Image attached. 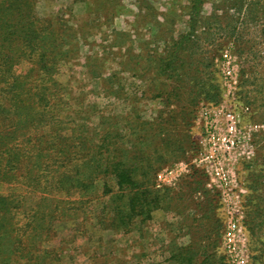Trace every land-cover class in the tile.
Masks as SVG:
<instances>
[{"label":"rangeland","instance_id":"1","mask_svg":"<svg viewBox=\"0 0 264 264\" xmlns=\"http://www.w3.org/2000/svg\"><path fill=\"white\" fill-rule=\"evenodd\" d=\"M33 1L67 36L66 57L48 83L56 99L46 113L66 121V136L72 123H85L92 142L75 162L89 172L92 158L125 166L137 161L147 174L141 190L158 193L156 208L136 205L142 215L128 218L125 231L99 223L109 216L100 199L85 197L72 209L65 206L78 201L76 189L51 193L45 204L49 198L65 203L43 245L61 246V264H264V0H204L195 22L190 0ZM184 34L190 43L178 53L191 64L181 77L165 60ZM29 66L24 59L16 71ZM197 81L215 85L218 100H205ZM228 114L237 119V135L222 186L199 159L208 149L205 129L224 133ZM156 168L155 183L160 174L170 184L152 185ZM10 191L20 189L0 182V194ZM121 194L125 203L118 196L117 204L125 205L114 215L139 202L129 190ZM41 195L30 194L27 205Z\"/></svg>","mask_w":264,"mask_h":264},{"label":"trees","instance_id":"2","mask_svg":"<svg viewBox=\"0 0 264 264\" xmlns=\"http://www.w3.org/2000/svg\"><path fill=\"white\" fill-rule=\"evenodd\" d=\"M203 2L190 0L193 22ZM59 25L49 17L40 16L33 0H0V182L20 189V192L0 194V264H61V246L43 245L52 239L53 222L63 212L65 203L49 198L51 204H45L51 193L69 195L70 189H76L78 201L65 206L73 204L72 209H80L85 197L100 199L102 210L109 216L107 220L100 217L99 223L104 228L119 227L123 231L130 224L128 218L142 215L136 205L142 210L157 207L158 193L141 190L146 173L137 161L125 166L111 157L104 164L92 158L94 166L87 172L82 164L75 162L79 153L83 155L87 141H91L85 136L88 132L85 123L79 120L72 123L70 135L66 136L62 131L66 121L48 119L47 108L51 99H56L48 83L58 62L68 52L67 36L59 31ZM188 39L189 35H182L171 57L165 60V65L181 77L188 72L183 68L191 63L183 60L178 49L184 51L190 43ZM24 59L30 66L26 72L19 73L16 67ZM204 84L197 81V89L204 92L205 100L216 102L219 96L216 86L207 83L204 87ZM115 133L116 130L106 132L110 137ZM68 165L72 170L65 169ZM156 171L157 168L150 179L153 186H156ZM140 174L143 179L139 180ZM125 190L133 194L130 199L137 198L139 202L128 212L124 207L117 208L114 215L116 206L125 205L117 204L118 196L124 195L121 193ZM35 191L42 193L41 198L29 207L27 198ZM122 198H119L121 202ZM38 210L43 214L38 215ZM256 261L250 264H259Z\"/></svg>","mask_w":264,"mask_h":264},{"label":"built area","instance_id":"3","mask_svg":"<svg viewBox=\"0 0 264 264\" xmlns=\"http://www.w3.org/2000/svg\"><path fill=\"white\" fill-rule=\"evenodd\" d=\"M224 71L226 76L231 74V57L228 52L222 54ZM237 119L233 114H228L224 126V133H219L215 126L209 125L205 129L204 140L208 147L207 151L200 157L199 162L205 167V172L215 178L222 186L229 182L228 172L224 168V160L229 156L236 143ZM207 164H210L207 167ZM170 172V171H169ZM168 172V173H169ZM166 181V182H165ZM171 180L163 178L157 174L156 186L170 184Z\"/></svg>","mask_w":264,"mask_h":264}]
</instances>
